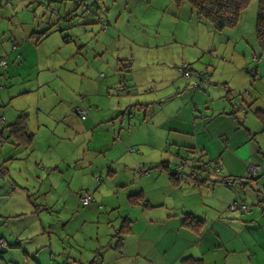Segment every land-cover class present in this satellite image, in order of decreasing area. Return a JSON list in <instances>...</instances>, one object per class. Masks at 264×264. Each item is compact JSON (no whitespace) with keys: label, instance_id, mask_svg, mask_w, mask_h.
Wrapping results in <instances>:
<instances>
[{"label":"crops","instance_id":"obj_1","mask_svg":"<svg viewBox=\"0 0 264 264\" xmlns=\"http://www.w3.org/2000/svg\"><path fill=\"white\" fill-rule=\"evenodd\" d=\"M70 2V9L75 8L73 1ZM184 3L188 2H175L174 6L179 13L182 8L180 6L187 9V23L192 26V32L203 31L207 26L214 34H218L206 21L197 17L192 19L195 10L190 3L182 5ZM3 4L0 1V57H5L7 66H0V70L6 73L11 71L10 61L13 73H17L15 62L18 59L26 64L30 56L35 57L37 62L38 56H44V65H48L49 57L54 53L61 55L64 41H61L60 33L45 32L38 42L30 37L33 31H45L47 22H51V18L45 17L44 21L40 19L36 23L37 29L32 27L29 34L28 24L19 21L28 37L15 49L9 47L7 42L12 36H5L4 27L11 22L12 17L9 19L7 16L12 15L13 9L3 7ZM54 6L57 7L56 4ZM59 7L65 9L67 3L60 2ZM170 9L172 11L173 7ZM105 12L110 14L111 11ZM93 19L78 20H82L83 24L79 28H83L84 32L94 30L98 33L101 24H96ZM89 24H92L90 28L87 27ZM101 31L99 36L96 35L91 55L105 59L104 70L98 71V67L92 63L90 66L81 65L83 71L91 73L89 80L93 85L92 90H86L81 97L82 101L85 97V104L88 98L91 99V112L82 106L88 111V117L79 118L76 110L74 111L76 101L63 114L42 110L38 104L31 107L36 109L35 114H30V104H26L24 96L33 89L23 95V91L14 85L13 92L10 93L6 84L4 95H0V170L4 169L0 181H8L7 184L0 185V237L6 239L4 234H8L14 241L12 245L9 244L10 248H14L8 249L5 257L2 256L4 250H0L1 263L17 264L18 259L28 258L31 254L33 260H39L41 254V264H193L194 260L199 264L236 263L237 258L230 257L229 250L222 247L220 233H212L211 230L217 222L228 226L223 219L231 220L237 216L236 212H232L237 209L231 208V202L237 200L233 199V195L248 191V187L253 184L254 179L251 183H246L250 179L245 178V173L247 165L254 160L261 163L256 179L258 185L261 183L259 176H264V161L259 153H264V147L253 143V134L249 128H246V132L238 131L237 121L229 119L235 117L230 116L231 109L226 111V94L233 86L229 72L226 78L219 74V77H223L221 83L226 87L225 96L221 86L215 88L217 82L212 79L192 88L187 79L189 77L178 70L184 59L192 61L188 53H183L180 57L167 54L169 60L164 62L158 60L163 56L161 50L152 53L151 47H143V50L136 52L133 38L126 37L125 43H120L116 51L107 56L108 38L115 29ZM199 41L195 37L190 47ZM49 44L52 45L45 49ZM123 48L130 50L122 52ZM71 51L73 53V49ZM61 57V69L72 72V66L65 64L63 60H68L69 57L65 54ZM226 66L229 68V65ZM45 69L55 71L54 67L47 66ZM166 71L168 75L161 74ZM238 72L243 74L242 71ZM159 78L166 80L157 83ZM254 79L255 77L252 78ZM123 81L128 84V88L118 92L116 88ZM250 93L248 91L247 94ZM16 100H22V105H15ZM192 102H204L207 108L203 104L193 106ZM237 104L232 106L234 114L237 107H242ZM6 108H9L8 112H4ZM196 109L200 110L201 116ZM21 112L27 113L28 129L33 133L30 146L17 145L8 129V124ZM213 118L216 121L211 124ZM106 122L108 125L104 126ZM70 130L72 133L68 134ZM96 130L110 140L111 145L99 148H92L89 144L78 145L66 150L65 155L55 151L49 157L39 158L40 165H47L43 168L45 174L52 173L53 177L58 176L66 182L67 188L62 193L56 192L55 197L62 201V210H72L71 216L67 214V217L59 210L63 241L59 238L55 243L50 236L40 233L41 227L34 214V211L39 212L44 207L37 206L33 199L30 201L28 196L33 193L28 192L15 178L21 179L26 175L22 159L30 153L34 154L37 140L48 142L47 147L51 149L52 144H58L59 140L73 143L71 135L76 137L79 133L87 134ZM184 146L194 148V151H184ZM171 149H178L177 156L170 152ZM99 155H103V160L97 162L95 157ZM107 156L110 157L106 158ZM212 160L215 161L213 172L207 166L196 169V162L211 165ZM179 165L183 168L182 171L175 168ZM140 167L148 169V173H140ZM12 169L17 170L14 177L9 174ZM67 171L68 176H65ZM199 178L203 180L200 184L197 182ZM42 187L40 184L37 189L41 190ZM44 189L50 193V190ZM87 194L92 199L84 203L81 196ZM221 195L230 197L223 199L221 203ZM248 211L247 220L253 217V211ZM24 214L29 217L23 220L14 218ZM242 219L243 216L240 217ZM72 220L74 224L69 226ZM91 221L94 222L93 230L91 223L88 224ZM106 222L108 227L104 226ZM112 223H120L119 227H122L121 223L127 225L118 236L115 230L114 234L109 235ZM42 237L43 244L40 241ZM28 238H31L30 242L27 241ZM52 242L55 245L45 249ZM247 247L249 246L246 245L245 248ZM203 248L211 253L215 252L216 257L207 258ZM186 257L188 259L184 261ZM248 263L252 264L251 260ZM36 264L39 263L36 261Z\"/></svg>","mask_w":264,"mask_h":264},{"label":"rangeland","instance_id":"obj_2","mask_svg":"<svg viewBox=\"0 0 264 264\" xmlns=\"http://www.w3.org/2000/svg\"><path fill=\"white\" fill-rule=\"evenodd\" d=\"M39 1L40 0H11V4L4 2L2 5L3 7H8L10 10L13 9L14 11L11 12L12 15L7 16V18L11 19L12 17V19L11 22H8L4 27V30L6 31L4 33L5 36H12L9 37V41L7 42V44L9 43V47L12 46L13 49H15L14 45L17 46L21 41H25L28 34L31 32L30 30H32V27L37 29L36 23L40 19L41 21H44L43 17L46 19L52 17V20L56 19L59 16L56 14L57 11L59 14H63L64 11H68L71 7V0H44L48 5L54 6L56 4L57 7H59L60 2L67 3L65 9L59 7V11V8L54 6L57 11L55 10L54 12H51L49 9L51 7L48 8L46 4L42 6ZM87 1L93 2L94 0ZM174 3L175 2H172V0H98L97 5L100 7L99 14L105 16L104 19L107 18L106 23L109 24V30L112 28L115 29L110 35V38H108L107 56L110 55L112 51H116L117 46L120 43H125L126 37L133 38L136 43L134 44V50L136 52L143 50V47H151L150 50L152 53L161 50L163 56L158 60L164 62L169 60L167 54H171L172 57H180L183 53H188L192 58V61L184 59L181 64L183 62H188L189 67H192L191 69L194 72L201 73L195 74L191 71V77L187 78L190 82L189 85L194 88L197 87L199 83L203 84L212 79L213 82H217L214 85L215 88L221 86L224 96L226 94V87H224L221 82L223 77L226 78L227 73L229 72L233 86L230 88V91L227 92L226 96L227 100L229 99L228 101L230 102L225 98L224 99L227 104L226 111L229 112L231 109L229 112L231 114L230 116H235L234 118L229 119L230 121L231 119L237 121L238 131L246 132V128H249V131L253 134V143H256L258 147H264V131L262 130L264 126L254 113L256 108L264 109V49L260 46L255 33L258 0H250L247 7L241 12L237 24L233 27L223 29L220 33L216 32L218 34H214L211 28H207V26H205L203 31L192 32V26L187 23L189 16L187 9L184 6H180V8H182L180 9L181 13H179L177 8H175ZM182 5L190 4L188 2ZM170 7H173L172 11ZM103 8H106L107 11H111L110 14H106V12L102 11ZM128 12H132V14L129 15ZM194 17H196L195 12L192 13V19H194ZM77 18H79V20H84L86 19V16L79 14L74 17L73 22L77 21ZM87 18L92 17L88 16ZM19 21L28 24V34L22 29V26L19 25ZM94 22L98 24L97 21ZM82 25L83 24H76L72 29L73 33L79 34L81 37L74 36V40L71 41L72 43L63 42L61 46V50L63 51L60 52L61 55L65 54L69 57L68 60L63 58L64 63L72 66V72L69 73L64 69H61L63 61L59 53H54V55L49 57L48 65H44L46 59L44 56H38V62L35 57L33 58V56H30L29 60L26 61V64L20 62L18 59L15 62V65L18 67L17 73H13L11 62L9 61L11 71L8 69L9 71L6 73L4 70H0V95H4L5 92L3 89H5L6 84H8L7 89L10 93L13 92L12 89L14 85L19 90L23 91V95L27 94L28 90L33 89L24 96L27 100L26 104H30L28 111L33 115L35 114L36 109L31 107L35 104H38L39 108L42 110L51 111L54 114H63L66 110H69L70 106L72 107L74 101H76L74 111L77 107L85 106L87 110L91 112V108L93 107L91 99L88 98L86 104L85 97L84 101L81 100V97L85 95L84 93L86 90H92V81L89 80V78H91V73L83 71L81 65L90 66L92 63L94 66L98 67L99 71L104 70L103 67L106 63H104L105 59H100L101 56L91 55V48L97 40L96 35L99 36V31L102 30L100 25L98 33L94 30L84 32L83 28H79ZM91 26L92 24L87 25L88 28ZM97 28L98 25L94 29L97 30ZM68 31H70V28L66 30L67 33ZM118 32L122 35H119ZM195 37H198L200 41L198 44L190 47ZM50 45L52 44H49L44 48L46 49ZM72 49L73 53L71 51ZM122 50V52L129 51L130 48H123ZM196 52L198 53L196 54ZM129 54L130 53H128V55ZM226 65H229V68H227ZM47 66L49 68L54 67L55 71H48L45 69ZM255 68L258 72L255 76H252L250 72H254ZM247 70L251 71L247 72ZM238 71H242L243 74H239ZM161 74L168 75L169 73L166 71ZM219 74L223 77H219ZM59 75L63 76V78L59 77ZM254 77L255 79L252 80ZM165 80V78H159L157 83ZM248 91L251 92L250 95L247 94ZM109 93H111V91ZM3 99L5 98L3 97ZM235 102L240 103L242 107H237L236 113L234 114L232 112V106H234ZM14 103L15 105L18 104L21 106L22 100H16ZM192 104L193 106L203 104V107L207 108L204 102L201 104L198 102H192ZM15 105L13 106L16 107ZM170 106L171 105H166V107ZM198 109H196V111L198 115H200V110L198 111ZM8 111L9 108L4 110V112ZM215 121L216 119L213 118L211 124ZM105 125H108V123H104V126ZM214 127L218 129L217 126ZM70 133H72V130L68 131V134ZM71 136L73 143L62 139L58 141V144L53 143L51 149L47 147L48 142L37 140L34 144V154L30 153L25 158L21 155L23 158L22 167L24 166L26 171V175L24 174L25 177L23 176L21 179L15 178L18 180L17 182L22 184L21 186L27 189L28 192L33 193L31 199H33L36 205L41 206V208L44 207V209L39 212L34 211V214H36L38 223L41 227L40 233H45L50 236V239L55 243L59 238L63 241V235L60 230L62 228V221L58 216L63 203L62 201L57 200L55 195L56 192H64L65 187L67 188V184L64 180H60L58 176L53 177L52 173L49 175L45 174L44 169L47 165H40L41 161L39 158L49 157L55 151H60L61 154L65 155L67 154V152H65L66 150L78 145L85 146L89 144L92 148H99L104 145L106 147L110 144V140L101 136L97 130L95 132H87V134L79 133L76 137H73V135ZM173 147L176 148L175 145H173ZM182 149L184 151H194V148L185 146L182 147ZM166 150L167 149H165V151ZM177 151L178 149H171L170 152H173L176 155L178 154ZM259 154L264 161V153ZM199 155L201 154L199 153ZM108 157L110 156H107L106 158ZM52 158L50 159L53 163ZM95 160L97 162L103 160V155L95 157ZM254 162L259 163L256 160H254ZM201 166H207L210 172H213L215 161L212 160L211 165L196 162L197 170H200ZM175 168H178L180 171L183 170L180 165ZM9 174L14 177V175L17 174V170L12 169ZM6 176L8 178V175ZM65 176H68V171L65 173ZM3 177L5 178V175ZM259 178L262 179L259 185L256 180H254L251 187H248V191L245 192L244 190L239 193L240 195L238 193L233 195L235 196L233 199L237 198V202L245 203L248 210L253 211V217H251V219L249 218L248 221L247 215L249 211H242L243 213H241V210L237 209L232 211L237 213V216L233 217L234 219H223L229 227L217 222L211 230L212 233H220L222 247L229 250L228 253L231 254L230 257L237 258V261L234 264H249L248 260H251L252 264H264V221L262 216V205L258 203L259 199L264 196L263 174L259 176ZM66 179L69 180V178ZM58 181L61 182L58 183ZM7 182V180H1L0 185L7 184ZM40 184H42L43 187L41 190H38L37 187ZM44 187L47 190H50V193L46 191ZM221 197V203H223V199L229 198L230 195H221ZM198 202L200 203L201 201L198 200ZM186 205L189 206L190 204ZM82 207L83 206H80V208ZM61 211L64 217H67V214L69 216L72 214V210L61 209ZM242 216L243 221L240 220V217ZM25 217L29 216L24 214L14 218H20L23 220ZM93 223L92 221L88 223L91 225L92 230L94 229ZM73 224L74 220L70 221L69 226H73ZM119 224L112 223L113 227L111 226L109 235L114 234V230L119 227ZM13 225L16 226L14 222ZM104 226L108 227L107 222L104 223ZM4 236L6 237L7 242L12 245L14 242L13 239L8 237V234H4ZM36 236L42 235L36 234ZM30 240L31 238L27 239L28 242H30ZM40 241H44V238L42 237ZM54 242L48 244L45 249L47 247H53V245H55ZM43 243L44 242H42V244ZM246 245L249 247L245 248ZM13 248L14 247H8L2 252V256L5 257L6 251ZM203 250L206 251V248H203ZM215 255V252L211 253L206 251L205 253V256L210 259H214V257H216ZM38 256L39 255H37V257ZM15 258L17 257L15 256ZM41 258L42 255L40 254L39 260H37L38 258L33 260V255L31 254L28 258L18 259L17 264H36V261L41 264ZM238 258L242 260L239 261ZM1 261L2 258H0V264H3Z\"/></svg>","mask_w":264,"mask_h":264},{"label":"trees","instance_id":"obj_3","mask_svg":"<svg viewBox=\"0 0 264 264\" xmlns=\"http://www.w3.org/2000/svg\"><path fill=\"white\" fill-rule=\"evenodd\" d=\"M75 8H72L68 11H64L63 14H59L56 8L53 5H48L46 1L40 0L39 2L41 3L42 6L45 4L51 8L50 11L54 12L55 10L57 11L56 14L59 15L56 19L52 20L51 22H47L45 31L41 32H36L33 31L30 33L31 39L34 40V42H38L43 34L45 32H52V31H59L62 41L64 42H69L74 40V34L72 32V29L74 28V25H80L82 24L81 21H78L79 18H77V21L73 22V19L75 16H78L79 14L82 16H91L94 18V21L99 22L101 25L102 29V23L105 22L106 20L104 19V16L102 14H99L100 7L97 5L98 0H94L93 2L87 1V0H72ZM176 3H181L183 1H187L191 4L193 9L195 10L196 17L199 20L206 21L207 23L210 24L212 29L215 32L220 33L223 29L228 28V27H233L237 24L239 16L241 12L247 7L248 3L250 0H172ZM95 5V6H94ZM59 10V9H58ZM106 8H103L102 11H106ZM60 11V10H59ZM84 12V13H83ZM103 20V22H101ZM108 25V24H107ZM70 28V31L68 33L66 30ZM103 30V29H102ZM107 29L103 30L106 31ZM63 31V32H62ZM255 33H256V38L262 47L264 49V0H258L257 4V12H256V24H255ZM63 34V35H62ZM14 47H16L14 45ZM2 59H5V57H0V61ZM6 61V59H5ZM1 67H6L7 66V61L6 65ZM252 70V69H251ZM249 70V72L251 71ZM199 73V72H198ZM253 76L257 74L256 68L254 69V72H250ZM128 88V84L126 82H122L119 84L116 88L117 91H124V89ZM248 93V92H247ZM134 106H138L140 104H133ZM84 108V107H83ZM86 109V108H84ZM77 113V111H76ZM88 113V111H87ZM254 113L257 115V117L260 119L262 125L264 126V109L263 108H256L254 110ZM78 114V113H77ZM80 117V116H79ZM81 118V117H80ZM82 119V118H81ZM8 129L10 132V136L13 137L14 142L17 145H24V146H30L32 143V138H33V133L28 129V115L25 112L19 113L15 119L8 124ZM264 129V127H263ZM146 169V168H145ZM148 170V169H147ZM4 173V169L0 170V175ZM259 173L256 176H249L245 175L246 179H250V181H247L246 183H251V181L254 179L256 180L258 177ZM203 182L202 179H197L198 184L200 182ZM264 189V188H263ZM30 201L31 195L28 196ZM232 203H237V204H245V203H239L236 201H233ZM258 203L262 205V215L264 218V196L259 199ZM246 205V204H245ZM247 206V205H246ZM125 225L126 223H121L122 227H118L115 229V232L117 233L116 235L118 236L121 232H124L125 230ZM12 233H10L11 235ZM8 243V247H9ZM1 251L6 250V249H0ZM188 258H184V261H186ZM193 264H199L197 260L193 261ZM201 264V262H200Z\"/></svg>","mask_w":264,"mask_h":264},{"label":"built area","instance_id":"obj_4","mask_svg":"<svg viewBox=\"0 0 264 264\" xmlns=\"http://www.w3.org/2000/svg\"><path fill=\"white\" fill-rule=\"evenodd\" d=\"M2 2H5V3H8V4H11V0H0ZM84 13V12H83ZM101 22H103V20H101ZM102 29L105 30L108 28V25L107 23L103 22L102 23ZM0 64L2 66H5L6 65V61L5 59H2L0 61ZM180 69V72L182 75L186 76V77H191L192 72H194L190 67H189V63L188 62H183L181 64V66L179 67ZM195 74H201V73H198V72H194ZM76 111L78 113V115L84 119L86 118L87 116V110L84 109L83 107H77L76 108ZM139 172L142 173V174H147L148 173V170L145 169V168H138ZM261 170V165L257 162H250L248 165H247V175L249 176H256ZM92 199V196L91 195H82L81 196V200L84 202V203H87L89 202L90 200ZM231 208L232 209H240L241 211H248V208L245 204H237V203H232L231 204ZM8 248V242L7 240L4 238V237H0V249H7Z\"/></svg>","mask_w":264,"mask_h":264},{"label":"water","instance_id":"obj_5","mask_svg":"<svg viewBox=\"0 0 264 264\" xmlns=\"http://www.w3.org/2000/svg\"><path fill=\"white\" fill-rule=\"evenodd\" d=\"M235 104H237V103L235 102V103H234V105H235ZM238 105H241V104H240V103H238ZM174 170H176V169H174Z\"/></svg>","mask_w":264,"mask_h":264}]
</instances>
